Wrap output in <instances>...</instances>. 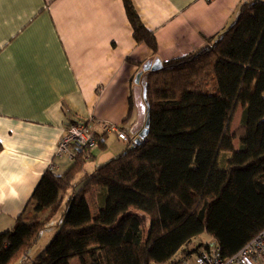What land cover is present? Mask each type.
Instances as JSON below:
<instances>
[{
	"label": "trees",
	"instance_id": "1",
	"mask_svg": "<svg viewBox=\"0 0 264 264\" xmlns=\"http://www.w3.org/2000/svg\"><path fill=\"white\" fill-rule=\"evenodd\" d=\"M122 2L134 40L155 57L153 32L131 0ZM140 85L143 141L89 174L82 149L63 174L46 168L24 212L0 233V264L27 255L67 190L56 232L32 264H181L215 246L226 258L264 229V0L241 4L235 21L204 46L142 71ZM222 153L229 156L221 171ZM92 187L103 195L94 217L86 200Z\"/></svg>",
	"mask_w": 264,
	"mask_h": 264
},
{
	"label": "crops",
	"instance_id": "2",
	"mask_svg": "<svg viewBox=\"0 0 264 264\" xmlns=\"http://www.w3.org/2000/svg\"><path fill=\"white\" fill-rule=\"evenodd\" d=\"M131 1L156 38L155 57L134 40L122 0H0V233L24 212L46 168L61 175L73 163L56 155L68 123L84 121L101 138L85 155V173L124 152L128 143L107 126L130 131L136 122L138 63L156 65L204 46L251 0ZM101 195L97 187L86 195L93 217Z\"/></svg>",
	"mask_w": 264,
	"mask_h": 264
},
{
	"label": "built area",
	"instance_id": "3",
	"mask_svg": "<svg viewBox=\"0 0 264 264\" xmlns=\"http://www.w3.org/2000/svg\"><path fill=\"white\" fill-rule=\"evenodd\" d=\"M107 130L115 133L118 139L127 142L128 147L136 144L129 130L122 128L121 125L107 126ZM96 146L95 132L84 121L76 120L66 126L57 143L56 155L67 154L73 159L76 149L88 152ZM181 264H264V229L230 257L223 258L219 247L215 246L187 256Z\"/></svg>",
	"mask_w": 264,
	"mask_h": 264
},
{
	"label": "rangeland",
	"instance_id": "4",
	"mask_svg": "<svg viewBox=\"0 0 264 264\" xmlns=\"http://www.w3.org/2000/svg\"><path fill=\"white\" fill-rule=\"evenodd\" d=\"M240 107H238L236 113H235V116L232 120V123H231V131H233L238 123H239V118H240ZM234 146L237 147L238 146V142L236 139H234ZM96 149H99L98 147H96ZM227 156H229L228 153H225V154H221L220 158H219V167L222 171L223 168L226 167V160H227ZM222 174V172H218L214 175L215 179L218 180L220 178V175ZM70 190H67L66 193H65V197H64V201H63V204H62V208L63 209L65 207V202L67 201L68 199V195L67 194ZM96 193L95 191L92 192V194L89 196V203H90V206L92 208L93 211L96 210L97 206H96V203H97V199H96V196L95 194ZM61 209L60 211L52 218L51 222L49 223V227L48 228H45L43 232V234L40 235L39 237V241H38V244L34 247L33 250H30L28 252V257L29 258H26V255L23 256L21 259H24L22 260L19 264H32V262L34 261V259L39 255L41 254V252L43 251V249L45 248V246L48 244L49 240H51L50 238L53 237V235L55 234L56 232V228H54L53 225H55V223L59 220V213L61 212ZM53 232V234H52ZM52 234V235H51ZM47 240V241H46ZM201 240H203L204 242H208V243H212V241L210 240L209 237L207 236H201ZM47 242V243H45ZM71 264H78V260H72L71 261Z\"/></svg>",
	"mask_w": 264,
	"mask_h": 264
},
{
	"label": "water",
	"instance_id": "5",
	"mask_svg": "<svg viewBox=\"0 0 264 264\" xmlns=\"http://www.w3.org/2000/svg\"><path fill=\"white\" fill-rule=\"evenodd\" d=\"M156 65H146L143 66L142 70L136 73L134 78V87H133V97H134V103L137 108V119L134 125L130 128V134L136 135L137 138L135 139V142L137 144L141 143L143 141V138L146 135L147 132V125H148V119H147V108H146V101H145V92L144 88L140 85V75L142 71L153 69Z\"/></svg>",
	"mask_w": 264,
	"mask_h": 264
}]
</instances>
